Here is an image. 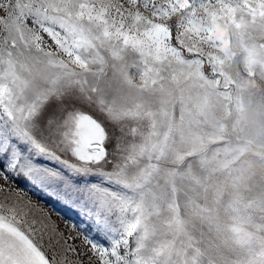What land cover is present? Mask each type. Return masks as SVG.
Here are the masks:
<instances>
[{"label": "snow or ice", "instance_id": "1", "mask_svg": "<svg viewBox=\"0 0 264 264\" xmlns=\"http://www.w3.org/2000/svg\"><path fill=\"white\" fill-rule=\"evenodd\" d=\"M0 264H264V0H0Z\"/></svg>", "mask_w": 264, "mask_h": 264}, {"label": "rangeland", "instance_id": "2", "mask_svg": "<svg viewBox=\"0 0 264 264\" xmlns=\"http://www.w3.org/2000/svg\"><path fill=\"white\" fill-rule=\"evenodd\" d=\"M66 215H71V213L66 211ZM61 226L63 227V221H61Z\"/></svg>", "mask_w": 264, "mask_h": 264}]
</instances>
